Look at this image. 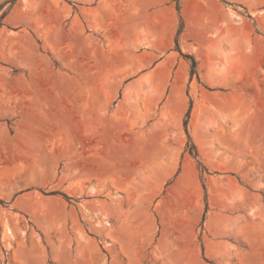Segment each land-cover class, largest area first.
Wrapping results in <instances>:
<instances>
[{
  "label": "rangeland",
  "instance_id": "rangeland-1",
  "mask_svg": "<svg viewBox=\"0 0 264 264\" xmlns=\"http://www.w3.org/2000/svg\"><path fill=\"white\" fill-rule=\"evenodd\" d=\"M128 7L0 0V264H264V0Z\"/></svg>",
  "mask_w": 264,
  "mask_h": 264
},
{
  "label": "crops",
  "instance_id": "crops-1",
  "mask_svg": "<svg viewBox=\"0 0 264 264\" xmlns=\"http://www.w3.org/2000/svg\"><path fill=\"white\" fill-rule=\"evenodd\" d=\"M128 11L129 15L126 16V18L123 20V24L127 27H133V28H148V0H128ZM132 6H136L135 9ZM133 11H136L135 13H132ZM149 39H148V33L145 31V33H140L138 35H134V39H128L125 41L126 46L122 49H114L110 52L112 54H118L122 53L124 54L123 57L126 59H137L142 56L148 55L149 46L148 45ZM230 39H202V42H200V45L198 46V50L195 51L196 54L200 58H205L207 49L208 50H215L217 53L222 54L229 49ZM216 45V46H214ZM93 119V117H91ZM90 119H88L87 122H89ZM112 146L108 150L107 157L102 158H96V166L98 169H106L110 168L112 171H119L121 166V149L116 146L113 142L111 144ZM150 144H148V156L151 155L150 150ZM126 154L127 151H124ZM96 157H98L96 155ZM149 162V161H148ZM148 211L150 212V215H148V235H151V222H152V216H151V205H148ZM143 231L141 229H136V234H141ZM134 234V233H133ZM136 236V235H135ZM136 240V238H135ZM144 247H135L130 248L127 250V254L129 257L130 264H142L139 263L137 260L141 258V250ZM146 264V263H144Z\"/></svg>",
  "mask_w": 264,
  "mask_h": 264
},
{
  "label": "trees",
  "instance_id": "trees-1",
  "mask_svg": "<svg viewBox=\"0 0 264 264\" xmlns=\"http://www.w3.org/2000/svg\"><path fill=\"white\" fill-rule=\"evenodd\" d=\"M176 47L178 48V50L180 51V49H179V42H178V40H176ZM195 66H196V61H195V59L193 58V64H192V67L193 68H195ZM192 68V70H191V73L193 74L194 73V69Z\"/></svg>",
  "mask_w": 264,
  "mask_h": 264
}]
</instances>
